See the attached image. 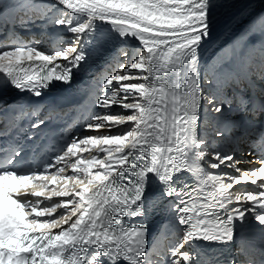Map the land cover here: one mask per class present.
I'll use <instances>...</instances> for the list:
<instances>
[{
	"label": "snow or ice",
	"instance_id": "1",
	"mask_svg": "<svg viewBox=\"0 0 264 264\" xmlns=\"http://www.w3.org/2000/svg\"><path fill=\"white\" fill-rule=\"evenodd\" d=\"M218 3L0 0V89L29 93L39 105L89 61L101 62L106 73L102 94L70 139H41L45 118L19 122L34 110H0L13 118L19 137L0 145V264H218L203 250L231 245L249 216L264 233V126L249 125L237 138L260 133L254 143L261 154L251 161L258 167H239L230 136L245 113L264 115V94L251 96L255 79L235 49L203 62ZM251 24L264 37V13ZM45 25L59 46L44 51L35 37L18 36V28ZM257 52L264 69V39ZM256 78L264 81V70ZM113 106L128 114H114ZM125 123L117 134L81 135ZM208 128L212 134H202ZM81 145L107 146L99 148L106 155L81 158L88 151ZM68 167L76 175L62 177ZM184 174L194 182L180 187ZM58 181L64 187H49ZM242 181L260 191H232ZM162 204L176 230L164 253L148 246V220ZM58 209L64 211L57 215Z\"/></svg>",
	"mask_w": 264,
	"mask_h": 264
},
{
	"label": "bare ground",
	"instance_id": "2",
	"mask_svg": "<svg viewBox=\"0 0 264 264\" xmlns=\"http://www.w3.org/2000/svg\"><path fill=\"white\" fill-rule=\"evenodd\" d=\"M44 4L51 3V0H43ZM264 13V0H219L218 6L214 9L212 12V33H211V39L209 40L208 44L205 45L204 50L202 52V60L206 64H210L214 62L215 59H219L220 57H223L224 54H228L231 50L235 49L238 53H241V49L238 46V42H236L243 34L248 32L251 27V21L252 19L259 15ZM102 22L97 21V24H101ZM105 27H110L108 25H105ZM42 28L47 29V35L42 34ZM41 29H31L30 31H26L25 29L19 30L17 29V33L22 32L23 35H18L19 37L23 38L24 40H28L30 37H35L37 40L40 41L39 47L44 50L48 51L56 46H59V41L57 40L56 36L52 34L51 28L47 27L46 25L43 26ZM254 29V28H252ZM255 30V29H254ZM253 30V31H254ZM250 33V32H249ZM264 37H261L259 33L256 34L255 41L261 42ZM249 49H251V46L245 45L242 50L244 53H246ZM227 51V52H226ZM251 52V51H250ZM249 54V53H248ZM247 54V55H248ZM245 55V54H244ZM246 56V55H245ZM255 68L259 74L263 70L259 60L254 61ZM100 68H103V65L101 62L96 61V64L89 74V80L83 85L82 92L83 99L81 101L80 108L82 110H86V113L89 114L90 110H92L93 104L95 102V99L97 96L101 95L100 91V81L102 79L97 78V72H99ZM249 74L253 75V78L255 79V83L253 86L262 87L264 81H261L257 79L256 77L259 76V74L253 73L254 70L251 71V66L248 67ZM99 70V71H98ZM106 73L102 72V75ZM85 81V79H84ZM251 83V82H250ZM255 94L253 99L259 98L262 94H264V90L258 89L255 91ZM101 111H104V109H100ZM114 114L117 112L116 109L111 110ZM120 113V112H118ZM123 114L127 115L128 111H125ZM258 115L253 117L251 113H245L243 116L240 117V120L236 127L232 130V136L234 138L231 139V144L234 146L236 151V157L239 160H242L243 163L239 165L242 169H249L253 167H258V164H254L251 161H254L259 155L254 150L252 151L253 155L249 156L247 155L246 146H244V141L249 140L246 139H237L238 137H241L242 135L246 134V129L249 127V125H254L256 128L259 124L258 121H255L257 119ZM71 133L75 135L77 133L78 127L80 123H77ZM242 125V126H241ZM128 127V124L125 123L123 125H117L109 129H100L99 131H90L88 133H81V135H101V134H108L109 131L111 134H117L120 131L126 129ZM202 134L211 135V128H208L205 132L204 129H202ZM259 132L255 134V136L250 137V139H253L255 141V138ZM234 141V144H233ZM81 149L87 147L88 151H82L78 153V155L81 158L89 159L93 156H99L104 157L106 154L99 151L100 147H107V146H92V145H81ZM75 161V157L71 158V162ZM205 170L208 172H215L217 170L208 169L205 167ZM95 171V169H94ZM224 171L229 172L231 175H239V173L235 172L232 169H224ZM69 175H76L72 172L71 168H66L65 172L61 174L62 177L69 176ZM81 177L84 176L83 173L79 174ZM262 183L261 181H257V184ZM49 187H58L62 188L64 187L62 181H58V184L53 186L49 185ZM69 189L72 187V182H69L68 185ZM152 188H156L155 186H152ZM76 191H79V189H76ZM232 191H260V189H257L255 185H252L250 182L242 181L240 185H234V188ZM158 193V188H157ZM64 199H70V197H53V200H64ZM45 203H48V201H45ZM167 203V202H166ZM162 210L165 212L164 216H160L156 222V225L154 228L149 229L148 234V246L149 249H155V251H158L157 244L159 241L164 242L167 246H170L172 242H174L175 239V226L171 222L170 215L168 211L166 210L165 206L161 205ZM63 209L57 210V215L60 212H63ZM41 219H47V218H41ZM75 219V217H73ZM63 227H67V225H63ZM53 231L57 232L59 229H54ZM264 233L260 231V228L258 227V224L256 221H254L251 216L248 218V222L245 225L244 229L241 230L237 228L236 230V237H235V243H237L239 246H236L237 250H240L241 244L243 241H251L252 243L257 242H264L263 239ZM156 238V239H155ZM162 252V248L160 250Z\"/></svg>",
	"mask_w": 264,
	"mask_h": 264
},
{
	"label": "rangeland",
	"instance_id": "3",
	"mask_svg": "<svg viewBox=\"0 0 264 264\" xmlns=\"http://www.w3.org/2000/svg\"><path fill=\"white\" fill-rule=\"evenodd\" d=\"M252 28H254L253 27V25H252V27H251V29L248 31V32H246L245 34H243L236 42H238V46H240V49H241V53L242 54H245L246 55V57H247V62H250L251 61V59H253L252 58V55H253V57H259V55H258V52H257V49L259 48V46H260V42L258 43L257 41H255V37H256V34L257 33H259V30L258 29H252ZM254 30V31H253ZM250 32V33H249ZM253 43H257L258 45L256 46V48L254 49V48H252L251 47V49H249L246 53H244L243 52V50H242V48L245 46V45H252ZM251 51V52H250ZM249 53V54H248ZM226 54V53H225ZM224 54V55H225ZM248 54V55H247ZM256 61V60H255ZM253 63H254V61H253ZM255 65V64H254ZM254 70V69H253ZM135 71H137V70H133V72H135ZM98 73H100V74H98V76H96V78L98 77L99 78V75H101V73H102V69L98 72ZM114 109H116L117 110V112L116 113H118V112H120L121 114H123L125 111H127V110H124L122 107H117V106H113L112 107V109L111 110H114ZM101 111V110H100ZM54 172H55V170H54Z\"/></svg>",
	"mask_w": 264,
	"mask_h": 264
}]
</instances>
